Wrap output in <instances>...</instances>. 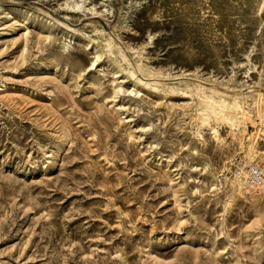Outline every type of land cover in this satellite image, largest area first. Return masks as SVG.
Masks as SVG:
<instances>
[{
  "label": "rangeland",
  "instance_id": "374dc122",
  "mask_svg": "<svg viewBox=\"0 0 264 264\" xmlns=\"http://www.w3.org/2000/svg\"><path fill=\"white\" fill-rule=\"evenodd\" d=\"M263 3L0 0V264H264V186L244 194L229 174L237 156L264 169V135L248 147L258 86L243 67L242 91L208 77L264 59ZM185 80L230 94L251 126L200 125Z\"/></svg>",
  "mask_w": 264,
  "mask_h": 264
},
{
  "label": "bare ground",
  "instance_id": "6f19581e",
  "mask_svg": "<svg viewBox=\"0 0 264 264\" xmlns=\"http://www.w3.org/2000/svg\"><path fill=\"white\" fill-rule=\"evenodd\" d=\"M74 2L77 5H79V10L82 11L83 15L92 13V11L95 10V4H93L92 8H86V6H84V3L82 1H74ZM132 2L133 1H131V3ZM134 4H141V2L134 1ZM104 10H106V8ZM129 18L130 17L127 16L125 19L121 20L118 23L117 27L120 33L123 32L124 30L125 31L129 30L130 28V25H128ZM120 33L118 34V37H120ZM151 39L152 38H149V40ZM143 44L140 47L141 51L138 50L137 52V56L139 58L140 63L146 68L147 71L151 70V71L162 72V69L156 70V68L151 65L150 57L148 56L149 54L145 52L147 48L145 46L146 44L145 43ZM150 44H152V41L150 42ZM126 46L129 47L128 45ZM260 46H263L261 42H260ZM95 47L101 48L102 53L104 52L107 53L108 54L107 57L108 59L111 60L113 65L116 66V68L122 73H124L128 78H130L135 84L141 86L143 89H149L151 87V82L144 81L142 78H139L136 68L122 54L118 56L115 55L117 45H115V42L112 39H105L103 43H97ZM254 51L255 53L251 55L244 54L245 55L244 61H240V62L233 61L230 72H227L225 76H218L217 78H214L215 76L211 75L210 72L208 75V77L214 79L215 82L219 83L224 87L228 82L232 83L233 88H237L240 86L241 91L246 89L245 82L247 81H244L245 80L244 77L251 79L253 83L258 86V88H255L254 90L257 93L255 96L252 97V106H254L255 108L256 116H258L261 119L260 120L261 125L260 128L258 129L259 133L253 132L248 138V147L252 150H256L258 145L260 144L261 142L260 134L264 135V91H261V89H259L260 87L259 84L262 81H264V59L256 63L254 57L258 54L256 52L257 51L256 49ZM99 56H97V58H99ZM220 67L221 69H224L222 65H220ZM241 67L244 68L242 72L244 75L243 77L244 80L239 78V76L237 75L238 70H236V68H241ZM251 69H253L254 76H251L252 73ZM141 70L143 71L144 69ZM201 71L202 69L200 66H195L192 69H182L181 72L189 77V76H197ZM194 83L195 82H192L190 80H185L182 82L184 86L179 87V89L184 90V93H186V91L189 90L190 97L196 101L195 102L197 104L196 110L198 113L197 116L200 125H204L211 120L213 121L214 119L225 123L230 122L234 125V127L238 126V124L240 123H243L245 126H247L250 123L249 122L250 119L247 117L246 111L241 108L240 104H238L236 99L231 97L230 94H228L225 91L219 90L216 87L208 88L204 85H201L198 89L192 91L191 89L192 86L195 85ZM248 85L250 86V84ZM167 88L170 89V92H173L174 89H176L174 86H168V85ZM211 129H213L212 131L214 132V128ZM231 183H233V180H231ZM236 187L239 190V192H242L244 194H249L251 191L250 188H248L245 185V183L242 181H238Z\"/></svg>",
  "mask_w": 264,
  "mask_h": 264
},
{
  "label": "built area",
  "instance_id": "2783aa9c",
  "mask_svg": "<svg viewBox=\"0 0 264 264\" xmlns=\"http://www.w3.org/2000/svg\"><path fill=\"white\" fill-rule=\"evenodd\" d=\"M229 174L235 181H242L252 189L264 186V169L256 163H247L242 156L233 158L229 165Z\"/></svg>",
  "mask_w": 264,
  "mask_h": 264
}]
</instances>
